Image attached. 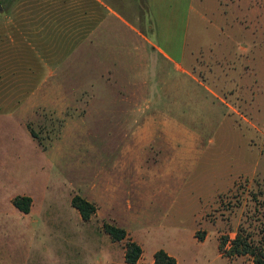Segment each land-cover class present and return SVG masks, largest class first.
Instances as JSON below:
<instances>
[{
	"label": "rangeland",
	"instance_id": "374dc122",
	"mask_svg": "<svg viewBox=\"0 0 264 264\" xmlns=\"http://www.w3.org/2000/svg\"><path fill=\"white\" fill-rule=\"evenodd\" d=\"M76 195L147 261L252 264L219 239L264 233V0H0V215Z\"/></svg>",
	"mask_w": 264,
	"mask_h": 264
},
{
	"label": "crops",
	"instance_id": "0c3cea01",
	"mask_svg": "<svg viewBox=\"0 0 264 264\" xmlns=\"http://www.w3.org/2000/svg\"><path fill=\"white\" fill-rule=\"evenodd\" d=\"M109 15L127 27L130 26L118 12L111 11L98 24L95 31L97 41L101 39L98 33L102 29L105 33L103 40L106 39L109 31L107 29L111 26ZM159 52L170 60V57L163 51L159 50ZM69 203L72 206V202ZM69 203H65V205L69 206ZM61 204L64 202H46L43 210L34 215L32 200L28 214L14 206L15 209L12 211L0 215L1 218L9 219L0 222V264H127L125 262V248L123 252L117 253L114 246L119 242H114L104 232L103 224L97 223V218H101V221L106 220L107 223L117 225L109 213H106L108 215L103 213V209L99 205L96 214L93 215L94 217L92 216L89 221H84L76 208L72 206V209L61 210ZM65 221L68 223L76 221L77 224L74 227L70 225L68 228V225L62 224ZM55 222H59L58 226L61 227L57 231L50 229L56 226L53 224ZM85 224H89L90 227L93 226L89 235L85 234L86 231L82 232V229L85 230ZM126 231L134 236L130 229ZM133 241L140 244L136 237ZM140 245L142 246V244ZM166 252L176 258L169 251ZM145 261L146 263H143ZM153 263L154 258L147 261L143 253L142 258L135 264Z\"/></svg>",
	"mask_w": 264,
	"mask_h": 264
},
{
	"label": "trees",
	"instance_id": "16d2710c",
	"mask_svg": "<svg viewBox=\"0 0 264 264\" xmlns=\"http://www.w3.org/2000/svg\"><path fill=\"white\" fill-rule=\"evenodd\" d=\"M5 1L11 2L14 0ZM32 136H34L33 133ZM13 205L28 214L32 206V199L28 196H18L14 198ZM72 206L79 211L84 221H89L98 210L94 203L78 195L73 197ZM103 230L114 242H125V262L127 264H135L142 258L144 253L142 246L133 241L124 228L104 222ZM205 237V232L196 234V238L200 242H203ZM219 252L228 259L246 257L251 260L252 264H264V233L258 238L242 227L235 232L233 237L223 233L219 239ZM153 264H178V262L176 258L170 256L164 249H160L154 254Z\"/></svg>",
	"mask_w": 264,
	"mask_h": 264
}]
</instances>
